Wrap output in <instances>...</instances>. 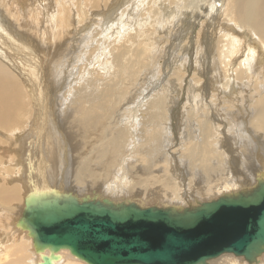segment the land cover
I'll use <instances>...</instances> for the list:
<instances>
[{
    "label": "bare ground",
    "instance_id": "bare-ground-1",
    "mask_svg": "<svg viewBox=\"0 0 264 264\" xmlns=\"http://www.w3.org/2000/svg\"><path fill=\"white\" fill-rule=\"evenodd\" d=\"M22 1L23 0L14 1L16 2L15 7H17L16 13H14V10L11 11V8H14L12 0H0V2H2V6L1 5L0 6L3 9L4 6H6L10 15L8 17L4 16L3 11L0 8V162H3L4 164V169L3 170L2 168L0 169V201L2 204L9 203L11 201L13 202V200L15 199L16 201H22L21 205L16 204L15 201L12 205L10 204L8 206L9 208L7 207L8 209H10L9 211H6L8 213L7 218L12 220L11 225L10 223H8V225L10 226V230L12 234L15 233V230L19 231L20 235L17 238V241H19V243L14 245L15 247L12 246L14 247L13 252H15V255L12 257L13 259H11L10 257L14 253L10 252L9 249V248L12 249V247L6 244L7 246L10 247L4 246L5 250L1 251L0 264H20L18 262H23V261H25L28 264H40L42 255L49 256L51 258L52 264H88L83 260H81L80 258H78L77 256L71 254L70 251L66 248H60L56 251H51L48 248L36 247L34 243V237L29 232V230L26 229L22 225V223H20L22 210L24 208V202L28 199V197L31 194L39 195V194L53 193V194L62 195V194H68L74 192V188L77 189L78 187L76 185L75 187L74 184L72 185V187L74 188L71 187V185L69 184L70 176L73 177L72 179L73 182H77L76 181L77 179L84 178L85 180H90V182L94 184L96 180L102 179L103 184L100 185V188L102 189L103 193L107 192V194L109 193L111 195L110 197L109 196L107 197L110 198L111 201L113 202L116 201L120 202V200H124V202L131 201L137 203L140 206L142 205L141 207H145L144 205L146 203L151 202L153 203L152 205H156V206L159 205L154 203H160L165 207L174 206L176 208H185L186 206H191L195 203L199 204L205 198L208 197H209L208 200L216 199V197H218L219 194H223V195L232 194L240 190H244V191L250 190L256 187L259 181L264 180V0H203L204 1L203 14L199 13L200 17L198 19H200L201 17L204 18L200 26L203 28L204 24L206 23L205 24L206 27L203 28L204 30L200 29L202 30V32L195 31V33L193 35L191 34V37L189 36L188 38V42L190 41L189 45L193 44L196 46L195 48L199 47L201 49V53H200L201 63L198 62L199 63L198 65L197 58L195 57L196 59V61L194 62L195 64L192 65L193 70H191L190 68L186 69V67H184L185 65L182 66L180 64L179 66L181 68H184L185 71L189 69L191 71H194L192 72L193 74H191L194 75V77L196 76L200 77V75L205 76L202 85H199L200 83L198 82L199 78L197 79V81H191V82L188 81V84L190 83L189 84L190 89H193V91H198L196 94H193L195 97H198L199 93L201 94V97L202 96L205 97L204 94L207 95L210 88L212 90H216L217 93L225 92L224 94L227 95L226 98L228 99L230 98L235 101L233 104L230 103V105L227 108L228 109L239 108V111L225 112L226 115L223 114L224 117L222 118L221 117L222 113L220 112V108H217L218 103L216 104L213 101L206 102L205 100L206 98L204 99L205 101H203L204 103L202 102V100L199 101L202 103H198L196 99L192 104V107H189L191 103L187 104L189 106H187L185 110L192 109L193 111V109H197L195 105L196 106L200 105L203 110H206L203 112L205 114H202L206 117V120L204 117L205 120L203 122L204 124L209 122L210 115H212V117H214L213 119H215V121L213 122V128L215 129L210 130L213 131V134L211 135L209 132L208 133L203 132L204 131L203 128L200 129L196 128V130L199 133L197 136L194 135L192 136L193 141L196 137L197 139H199L200 136H203L204 138L200 140L198 144L190 145L191 146L190 149L192 150L193 155H195L193 149L196 150L199 149L198 151H201L199 152V154L201 155L203 153L205 154V155L203 154V156H206V154L216 153V155L213 154V157L215 158V161L213 162L215 163V165H213L214 167L212 170L205 168L206 171H208L206 175L202 170L199 171L197 169L198 165H196L197 168L193 166L194 161L193 163L190 162V164L191 163L192 164L190 165L188 170L190 169L198 170L199 172L198 177L195 178L197 179V181L195 180V182L199 181L198 185L200 184V181L208 183L209 181H211L212 177L214 178V180H217V183L213 185H210L211 184L210 183L209 184L210 186H206V183L205 186L201 184L204 187H199L198 189L196 188V190L194 189L193 191L190 190L193 188V186H191L192 188H189L187 183L186 184L187 187L184 192L182 191V187L180 184L182 181L179 183V180L177 181L176 177L171 176V178H175V181L169 178L167 176L165 169H162L163 174H158V175L156 173L146 174L145 176L136 178L137 174L134 175L133 173H137V171H133L132 169H130L129 166L128 167L125 166L127 165L125 163H127L128 159H123L122 154L119 152L120 150L121 152L122 151L125 152L126 147L129 144L130 139H128V137L131 138L130 136L131 132H129L128 130H131L130 126H126L127 127L126 128L124 125V127H122L123 129L119 130V132L116 133L112 132L115 134L116 137L114 138L111 137L110 139L108 138L109 134L102 135L100 133V132H104V133L110 132L109 129L113 127L108 125L110 124L113 125V121L118 120V118H120V115L123 116L124 118L128 116L129 117L135 116L136 118V115H139L143 119V117L146 114H148L151 110H153L154 112H152V114L150 113L151 115L149 116V120L156 121L152 123V125L153 128L156 129L159 133L153 134L154 132L150 131L149 130L150 128L148 126H147L148 128L144 127V130L147 129V132L150 133L152 132L149 139L154 136L159 137V140H157L153 144L154 151H152L151 153L152 155L151 162H149L152 164L156 162L154 157L156 156L160 157L162 149L166 150L167 153L168 147L170 148V146L172 145L171 140L167 139L170 135L172 134L178 135L177 133L178 130L180 131L179 134L181 136L183 135V132L185 133L187 131L189 132L190 129H188V127H185V125L186 122L190 120L184 119L182 121L181 118H183L182 117L183 114L176 112V110L180 109V103L178 102L179 100L176 98V96L164 97V98L155 97L151 99L145 98V96L147 95V90H144L146 88V87L144 88V86L141 87L142 91H144L143 96L145 95L143 98L138 97L139 96L138 95L135 98H127V97L120 98L119 96H116L117 98L113 99L115 98V96L111 95V94H115V95L118 94V92L114 90L112 86L118 82L120 83L123 80L124 78L123 75L125 74V72L128 73L131 69H134L136 71L137 69L140 70V68L147 69L149 66L150 67L152 66L155 69L157 68L159 69L160 64L161 65L163 64L162 63L163 60L158 55L157 51L164 49L165 46H159L156 40H152V38L147 39V37L149 36L150 33L155 32L154 29L155 25L156 23H160V20L163 19V15H164L163 12H165L166 10L169 11L167 17L170 21H173V19H176V22L177 20H182L179 19L180 16H178V12L179 10H181L178 0H163V1H170L171 5L169 6V8H167L166 6L162 7L163 9L161 11L158 9V7L161 8V0H130L126 3V5H129V8L124 10L123 13L124 16L122 14L120 19H116L117 15L112 16L114 15V13L111 14L110 12L106 13V11H104V14H102L103 20L104 21L110 20L112 24H107V22L103 23V21L100 20L99 21L100 26H97L95 29V30H99L97 32H100L101 41L100 43H98L100 44V50L105 49V51L102 52L101 50V52H99L102 55L100 64L97 63L98 64V65L96 64L97 66L94 63L93 64L97 68L99 67L101 70H103V72L105 71L106 74H108V76L110 77L107 78L108 76L106 77L105 75L104 80L106 83L104 82L105 84H103L102 87L99 85L100 82L97 81L98 84L97 83L94 84L96 81L93 82L92 85L93 87L90 90L91 91L90 95L94 94V96L89 97L88 100L86 99V97L85 98L76 97V99L78 100L80 99L83 102L81 101L75 102L76 104L74 106V109H77L78 116L80 117L79 119L76 117L73 118L72 120L77 122L76 124L81 125V127L85 128L86 130V124H90L89 119L91 118L93 119L94 115L97 117L106 116L105 120L103 121L99 119L101 123L104 122L106 127H103L102 128L103 130L98 129L99 134L96 135L95 140H94V136L91 135H83L81 136L83 140H79V141L76 138L77 144L74 145V148L80 146V148L78 147L79 148L78 150H74L78 152L76 154H73L75 152L71 150L69 147L71 145L70 143L71 141L69 142V138L73 134L72 135L70 134V136L67 135L66 133L67 130L66 131L64 130L65 127H63V129L61 130L64 113L60 111L66 108L67 112H71L70 111L71 103L70 106H66L62 104L61 106H58V108L54 103L56 101L55 100L56 98H52L51 96L53 91L57 92V90H52L51 89L52 87L50 85L48 86V82H47L48 80L46 79V72L49 71L48 66L46 64L44 65L42 64V60H40L38 55V52L40 51L37 46V42H35L32 37L34 34L37 35L43 34V38H47V36L48 37L50 36L56 37L59 35L63 36L65 32L67 34V32L69 33L70 31H73L71 33L75 35L76 31L89 30L92 21L82 24V21L78 17H74V16H70V19L68 18V20H66L67 18L66 15L65 16L63 15L64 14V12H62L63 10H58V11L55 10L56 3L60 4L62 9V7H65L66 4L71 3L70 5H72L73 2L72 0H68V1L47 0V3H49L52 6L43 5L44 9L38 12L39 14H41L40 16H42L41 21H40V17L35 18L37 16H35L34 11L32 9H31L32 12L29 10L30 5L25 4L21 6L22 4H24ZM52 1H55V3H52ZM93 1L94 0H88V3H91ZM104 1L106 0H102V2ZM109 1H111L110 7L113 5L112 6L113 10L116 9L118 4L121 5L124 4L123 0H109ZM184 1H186V3L184 4L185 7L193 9L194 8L193 6L197 7V5H199L198 1L200 0H184ZM24 2H26L27 4H33V0H24ZM139 2L140 3L144 2L147 5L150 4L153 9L149 8L148 6L147 10L142 11L144 8L141 10L142 12H144V15L147 17V19H149V22L145 21L143 22L142 25H138L137 28V26L135 25V21L132 19L133 16L131 18V16L129 17V14L132 13L134 6L139 5ZM92 6L96 9H100L104 6V3L101 4L95 2L94 4H92ZM111 10L112 8L110 9V11ZM35 13L37 14L36 10ZM97 13L100 14L102 13V11ZM132 15H134V13ZM13 17H15L17 22L21 20V27H23L22 30H16L14 28L10 20L13 19ZM85 17H87V13H85ZM152 18L155 20H153ZM193 19L195 21V18ZM180 22L184 24L183 20ZM190 22H191L190 25H192L194 28L195 23L193 21ZM173 23L171 22L167 23L165 29L167 28L172 29L176 24ZM103 24H105L104 25L105 27H102ZM143 25H147V27L150 26L151 29L148 28L142 31L140 27H142ZM133 26L135 28V32L139 34L138 36L135 34V32L130 31ZM27 30L28 31L32 30L33 35L30 36L31 34L29 35V33H27L28 32ZM164 31L165 32L162 39L167 43L168 41L173 39V36H175V34L168 35L167 30ZM39 35L37 36V38L39 37ZM85 36H87L86 32L85 34L80 35L79 38L81 39V42L83 39L82 37ZM91 36H92V31H91V35L87 36L86 38L90 39ZM104 38L105 40H111V41L112 39L115 40L114 42L112 41L113 45H110L111 48L109 49L108 47L109 50L105 48L106 46L103 48L101 46V43L103 45L102 40H104ZM39 41L40 40H38V42ZM146 41H148L147 44H145ZM43 42L45 43V41ZM106 42L107 41H105V43ZM115 42L118 43L116 44ZM105 52L107 53L109 52L108 54L109 58H107L108 60L105 59ZM135 52H136L135 59H132V56L135 54ZM150 52H156V53L150 55L149 54ZM91 53L93 54L94 51H92ZM217 54L219 55L218 58L221 63L220 66L221 69H219L218 68L219 65H217V60H218V59L216 60ZM92 59L96 61L95 58ZM197 66H200V68ZM111 68L114 69L113 71L114 73H111V75H109V71L111 70ZM61 69L62 68L60 67V70ZM67 72L69 73L70 70H68ZM72 72H75V70ZM55 73L56 71L54 72V74ZM82 74L84 73L82 72L80 75L82 76ZM91 74L89 75L90 77ZM60 75L62 77H65L63 76L64 75L63 71L60 72ZM60 75H58L59 78ZM155 76H157L156 73ZM179 76H181V74ZM55 77H52L51 79ZM102 77H104V75ZM71 78H73V76H71ZM74 78L78 80L76 76ZM143 78H140V80ZM132 79L134 80V78ZM89 80L88 82L92 81ZM175 80L177 79L172 78L170 80V83L171 82L173 83ZM52 81L55 82V79ZM64 82L65 81H63V83ZM67 82L70 81L68 80ZM139 83L143 84L145 82L142 81ZM219 83L222 85L223 89L225 87L226 91L223 89L221 90L219 89V85H220ZM234 83L236 84V86L239 87L236 88V86H234ZM84 84L86 83L84 82ZM120 84L122 86V83ZM164 84H166V81ZM57 85H61V82L57 81ZM78 85H80V83H78ZM90 85L86 87H91ZM168 88H172V87H168ZM73 89H79V88H72V90ZM125 89H127V87H125ZM153 91L155 92V90ZM167 91L168 90H162V91L159 90L157 95H159L160 93L161 94L167 93ZM173 91L176 93L179 92L178 89H173ZM70 92H74V91L70 90ZM75 93L76 92H74V94ZM79 93H78V97H79ZM180 93L181 92H179V94ZM63 94L66 93L64 92ZM187 94L188 93H186V95ZM75 95L77 96V93ZM72 96L74 97V95ZM148 96L150 95H147V97ZM203 104L205 105L203 106ZM218 105L220 107L223 106V105L221 106V103ZM242 106H248V110L250 109V107H252L251 109L252 111L248 112L247 115L240 114V112L244 109V107L242 108ZM117 108H120L119 113H117ZM198 108L200 107L198 106ZM107 109H113L114 114L112 111H107ZM160 109H163L164 111L166 109H170L171 111L166 115L162 113L163 110L161 111ZM100 110H102V112ZM139 110L141 112H139ZM211 110L217 114H212ZM232 113H234V115H231ZM187 114H189V112ZM250 114H252L251 116L252 119L250 122L251 125L248 122V116ZM179 116H181V118ZM173 122H175V124H172ZM217 122L220 123L218 126L215 125V123ZM96 125L94 126V124H90L89 126H87V128L91 129V131L96 130L95 129ZM23 126H25L24 129L22 128ZM185 128L188 130H186ZM63 130L65 131L66 134L64 133ZM190 131L192 132L193 129H191ZM135 133L136 132H134L133 134ZM140 134H142V130L139 132V135ZM206 135L209 136L210 139L212 137L216 138L214 144L208 143L210 140L206 139ZM179 140H181V137ZM197 146L198 148H196ZM213 147L216 149H214ZM158 148H160L161 150H158ZM184 148H181L180 150ZM131 154H129L128 151L129 159H131L132 157ZM134 154L136 153L134 152ZM105 155L108 156L106 160H104ZM138 155H140L138 157L142 158L139 161H141V163H146L144 157L148 155V152H146V150L145 151L138 150ZM193 155L191 157H193ZM198 156H196L195 158L199 160H201V157H203V156L201 157ZM210 158L211 157H209V155L206 157V163L209 162L210 160L212 161V158L211 159ZM93 160H96L94 164H93ZM159 160L161 159L159 158ZM135 161H138V159L136 158ZM164 161L166 162V164L168 163L165 158ZM174 161L170 159V162H172V164L174 163ZM157 163L158 162H156L155 164ZM183 164H184V160L178 159L176 161V165L175 166L173 165L174 166L173 168L175 169V172L178 173V175H181L182 177L186 176L189 178V176L185 175ZM188 164L189 162L187 163V165ZM129 165L132 166L131 163ZM167 165L169 166L170 164L168 163ZM155 167H158V165H155ZM204 167H207V165ZM138 168L140 171L144 172L147 166L144 164L143 167L139 166ZM96 169H101V171L97 172ZM175 175L177 176V174ZM239 177H242V180H240ZM254 181L256 182V184L252 185ZM186 182H188V179L186 180ZM79 190L83 191V189H79ZM88 190L90 191V189ZM208 200L206 199L204 201H208ZM3 217L4 216L0 218V222L4 219ZM11 232H9L8 234L7 231L4 230L3 228V230L1 231V237L7 235L4 238H8L10 240L9 237L12 236ZM1 241L2 243H4V240L0 239V244ZM27 251L28 254L26 255ZM224 254L223 256L219 255V258L217 259L214 258L210 260L209 261L210 264H264V253L260 254L254 262H248L242 256H237L238 257L237 258L234 254L227 256ZM239 257H242L243 259Z\"/></svg>",
    "mask_w": 264,
    "mask_h": 264
},
{
    "label": "rangeland",
    "instance_id": "rangeland-1",
    "mask_svg": "<svg viewBox=\"0 0 264 264\" xmlns=\"http://www.w3.org/2000/svg\"><path fill=\"white\" fill-rule=\"evenodd\" d=\"M14 1H20V0H12V2H13V7L15 8H11V11L12 10H14V13H16V8L17 7H15V3L16 2H14ZM68 1V0H67ZM73 2H72V5H70V4H66V6L65 7H62V9H61V5L60 4H58V3H56V8H55V10L56 11H58V10H63L62 12H64V16L66 15V20H68V18L70 19V16H74V17H78L81 21H82V24H84V23H86V22H91L92 21V23H91V25H90V29L89 30H85V31H76L75 32V35L73 34V33H71V32H73V31H70L69 33L67 32V34H66V32L64 33V35L62 36V35H59V36H56V37H53V36H50V37H48L47 36V38H43V34H41V35H39V37L37 38V34H34L33 35V31L32 30H30V31H28L27 33H29V35L30 36H32L33 35V39H34V41L35 42H37V46H38V48H39V51L40 52H38V55H39V58H40V60H42V64L44 65V64H46L47 66H48V72H46V79L48 80L47 82H48V86L50 85L52 88V90H57V92L56 91H53V93H52V98H56L55 100V104H56V106H57V108H58V106H61L62 104L63 105H66V106H70V103H71V108H70V111L71 112H67V109L65 108V109H62L60 112H63L64 113V115H63V119H62V121H63V123H62V127H61V130L63 129V127H65L64 128V130L66 131V133H67V135H69L70 136V134L72 135L70 138H69V142L71 143V145L69 146L70 147V149L71 150H78L79 148H80V146H77V147H75L74 148V145L75 144H77L76 142H77V140L79 141V140H83L82 139V137L81 136H83V135H91V136H94V140L96 139V135L97 134H99V132H98V129L100 130V129H102L103 127H106L105 126V124H104V122H100L99 121V119L100 120H105V117H97V116H95L94 115V117H93V119L95 120H93L92 118L91 119H89V123L90 124H94V126L96 125V130H92L91 131V129H88L87 128V126H89L90 124H86V130L89 132H87L86 130H85V128H82L81 127V125H78V124H76L77 122H75V121H73L72 119L73 118H78L79 119V117L80 116H78V111H77V109H74V106H75V102H79V101H81L80 99L78 100V99H76V97L77 98H85L86 97V99L88 100L89 99V97H92V96H94V94L93 95H90V93H91V89H92V85H93V82H95L94 84H98V82H100V86L102 87V85L103 84H105L106 82H105V75H106V77L108 76V74H106V72L104 73L103 72V70H101L99 67L97 68L96 66L98 65V64H100V60L102 59V55H101V53H99V52H101V50H100V44H98V43H100V41H101V37H100V32H97V31H99V30H95L96 29V27L97 26H100V20H102L103 21V23H105V22H107V24H112L111 23V21L110 20H108V21H104L103 20V15L102 14H104V11H106V13H111V14H113L114 13V15H112V16H115V15H117L116 16V19H120L121 18V15L124 13V10L125 9H127V8H129V5H126V3L128 2V1H130V0H123V2H124V4L123 5H121V4H118V6L116 7V9H114V10H116V11H114L113 10V5L110 7V5H111V1H104V2H102V0H94L93 2H91V3H88V0H72ZM24 4H22L21 6H23V5H30L29 6V10L32 12V10L34 11V14H35V16H37V17H35V18H38V17H40V21H41V19H42V16H40L41 14H39L38 12L39 11H42L43 9H44V6L43 5H47V6H52V5H50L49 3H47V0H33V4H27L26 2H24V0L22 1ZM49 2V1H48ZM101 3V4H103L104 3V6L102 7V8H100V9H96V8H94L93 6H92V4H94V3ZM204 1L203 0H200V1H198V3H199V5H197V7L196 6H193L194 8L193 9H191V8H188V7H185L184 6V4L186 3V1H182V0H178V3H179V5H180V7H181V10H179V12H178V16H180L179 17V19H182L183 20V22H184V24L183 23H181L180 21H182V20H177V22H176V19H173V21H170L169 19H168V10H166L165 12H163L164 13V15H163V19L162 20H160V23H156V25H155V32L154 33H150L149 34V36L147 37V39H149V38H152V40H156L157 42H158V44H159V46H165V48L164 49H162V50H159V51H157L158 52V55L162 58V65L160 64V68L158 69H155L154 67H148L147 69H141L140 68V70L139 69H137V71L136 70H134V69H131L128 73L127 72H125V74L123 75V77L125 78V75H126V78L124 79L123 78V80L120 82V83H122V86H121V84L118 82V83H116V84H114L113 86H112V88L114 89V90H116L117 92H118V94L117 95H115V94H111L112 96H115V98H113V99H116L117 97L116 96H119L120 98L121 97H127V98H135V97H137L138 95V97H144L143 96V94H144V91H142V89H141V87L142 86H144V90H147V95H150V96H148L147 97V95L145 96V98H155V97H162V98H164V97H171V96H176V98L179 100L178 102L180 103V109L179 110H176V112L178 113H180V114H183L182 115V117L183 118H181V116H179L181 119H182V121L185 119V120H190V121H188V122H186V125H185V127H188V129H193V131L191 132L190 130H189V132L187 133H185V132H183V135L181 136L179 133H180V131L178 130V135L177 134H172V135H170L167 139H170L171 140V146H170V148L168 147V149H167V153H166V150H163L162 149V152H161V155H160V157H154V159H155V161L156 162H158L157 164H155V163H149V162H151V157H152V155H151V153H152V151H154V146H153V144H154V142H156L157 140H159V137H157V136H154V137H151L150 139H149V137L151 136V134H152V132H154L153 134H156V133H159L156 129H154L153 128V125H152V123H154V122H156V121H152V120H149V116L152 114V112H154L153 110H151L149 113L148 112H146V113H148V114H146L144 117H143V119H142V117L141 116H139V115H136V118H135V116L134 117H126V118H124L123 116H121L120 115V118H118V120H116V121H113V125L112 124H110V125H108V126H111V127H113V128H110L109 130H110V132H108V133H104V132H100L102 135H105V134H109V136H108V138L110 139L111 137H116L115 136V134L114 133H116V132H119V130H121V129H123L122 127H124V125H125V127L126 126H130L131 127V130H128L129 132H131V138L130 137H128V139H130V141H129V144L127 145V147H126V151L124 152V151H122L121 152V150H120V152L119 153H121L122 154V156H123V159H128L127 160V163H125V164H127V165H125V166H129L130 167V169H132L133 171H137V173H133L134 175H136L137 177L136 178H139V177H142V176H145L146 174H154V173H156L157 175L158 174H163V170L162 169H165L166 170V173H167V176L169 177V178H171V176L172 177H176V180L178 181L179 180V183L181 184V187H182V191L184 192L185 191V189H186V187H187V185L189 186V188H192L191 186H193V188L192 189H190L191 191H193L194 189L196 190V188L198 189L199 187H204L205 186V183L206 182H203V181H200V184L198 185V183H199V181L198 182H195V180L197 181V179H195L196 177H198V170L199 171H203L204 173H205V175L208 173V171H206V169H209V170H212L213 169V165H215V163L213 162V161H215V158L213 157V154L214 155H216V153H213V154H206V156H203V154L201 155V154H199V152H201V151H198V150H196V149H193V151H194V154L195 155H193V152H192V150L190 149L191 148V144H198L199 143V141L200 140H202L204 137L203 136H200L199 137V139H197V137L194 139V141H193V138H192V136L194 135V136H197L198 135V131L196 130V128H203L204 129V131L203 132H206V133H210V135L211 134H213V131H210L211 129L213 130V129H215V128H213V122L215 121V119H213L214 117H212V115H210V118H209V122L208 123H206V124H204L203 122L206 120V117L204 116V115H202V114H205V113H203L204 111H206V110H203L202 108H201V106L200 105H198V103H202L203 101H205L206 100V102H208V101H213L214 103H218V104H220L221 103V106L223 107H220L218 104H217V108H220V112L222 113V118L224 117V115H226L225 114V112H236V111H239V108H234V109H228L227 107L230 105V103H234L235 101L234 100H232V99H228V98H226L227 97V95L226 94H224V93H217V91L216 90H212L211 88H210V90H209V92L207 93V95H205L204 94V96L205 97H203V99H202V97H201V94L199 93V95H198V97H195L193 94H196L198 91H193V89H190V83L188 84V81H197V79L199 78V81L198 82H200L199 83V85H202V82H204V79H205V76H202V75H200V77H194V75H191V74H193L192 72H194V71H191V70H193V66L192 65H194L195 63V61H196V59H195V57L197 58V64L199 65V63H201V59H200V53H201V49L199 48V47H197V48H195L196 46L195 45H193V44H191V45H189L190 43V41L188 42V38H189V36L191 37V34L193 35L194 33H195V31H201L202 32V30H204L203 28L204 27H206L205 26V24H204V26H203V28L200 26L201 24H202V21L204 20V18H200V19H198L200 16H199V13L201 14H203V3ZM46 3V4H45ZM52 3H55V1H52ZM197 3V4H198ZM129 4V3H128ZM0 5L2 6V2H0ZM42 5V6H41ZM58 5V6H57ZM100 5V4H99ZM146 3H144V2H139V5H136V6H134V9H133V11H132V13L131 14H129V17L131 16V18H132V16H133V20L135 21V25L137 26V28H138V25H142L143 24V22H149V19H147V17L144 15V12H142V11H145V10H147V8H148V6H149V8H151V9H153L152 7H151V5L149 4V5H147ZM171 5V3H170V1H163V0H161V8L160 7H158V9L161 11L163 8L162 7H167V8H169V6ZM0 6V8H1V10L3 11V14H4V16H10L9 15V12H8V9L6 8V6H4V9L2 8ZM21 6H19V7H21ZM108 6H109V8H108ZM155 6H156V4H155ZM201 6H202V8H201ZM112 8V10L110 11V9ZM144 8V9H143ZM155 8V7H154ZM32 9V10H31ZM37 11V14L35 13V10ZM106 9V10H105ZM143 9V10H142ZM197 9V10H196ZM122 10V11H121ZM142 10V11H141ZM192 10H193V12H192ZM17 11H19V10H17ZM100 11H102V13H100V14H98L97 12H100ZM121 11V12H120ZM199 11V12H198ZM130 12V11H129ZM192 12V13H191ZM85 13H87V17H85ZM97 13V14H96ZM116 13V14H115ZM126 13V12H125ZM134 13V15H132ZM110 14V15H111ZM119 14V15H118ZM143 14V15H142ZM162 14V13H161ZM194 17H193V16ZM198 15V16H197ZM123 16H124V14H123ZM122 16V17H123ZM142 16V17H141ZM144 16V17H143ZM147 16H149V15H147ZM196 16V17H195ZM203 16V15H202ZM136 17V18H135ZM29 18V17H28ZM77 18V19H78ZM145 18V19H144ZM193 18H195V21H194V19ZM72 19V18H71ZM140 21H138V20ZM153 19V18H152ZM198 19V20H197ZM11 20V23H12V25L14 26V28L16 29V30H22L23 29V27H21V20H19L18 22L16 21V19H15V17H13V19H10ZM153 20H155V19H153ZM167 20V21H166ZM190 21H193L194 23H195V26H194V28H193V26L192 25H190ZM197 21V22H196ZM200 21V22H199ZM31 22H32V20H31ZM38 22H39V20H38ZM99 22V23H98ZM169 22H171V23H176L175 24V26L172 28V29H170V28H167V29H165L166 28V24L167 23H169ZM93 23H95V24H93ZM137 23V24H136ZM173 23V24H174ZM99 24V25H98ZM105 24H103V26L102 27H105L104 26ZM12 26V27H13ZM200 26V27H199ZM147 25H143L142 27H140V29L142 30V31H144L145 29H151V27L149 26V27H147ZM198 27H199V30H198ZM200 29H202V30H200ZM164 30H167V34L168 35H170V34H175V36H173V39H171L170 41H168L167 43L162 39V37H163V35H164ZM88 31V32H87ZM91 31H92V36H91V38L89 39V38H86L87 36H89V35H91ZM131 32H135V28H134V26L132 27V29L130 30ZM85 32H86V35L87 36H85V37H82L83 39H82V42H81V39L79 38L80 37V35H83V34H85ZM90 32V33H89ZM97 32V33H96ZM157 32V33H156ZM99 33V34H98ZM69 34V35H68ZM71 34V35H70ZM135 34L138 36L139 34H137L136 32H135ZM94 35V36H93ZM74 36V37H73ZM36 38V40H35V38ZM64 37V38H63ZM66 37V38H65ZM67 37H70V38H67ZM167 37V36H166ZM165 37V38H166ZM195 37V36H194ZM193 37V38H194ZM63 38V39H62ZM86 38V39H85ZM93 38V39H92ZM40 40L39 42H38V40ZM62 39V40H61ZM124 39V38H123ZM54 40H57V41H54ZM194 40V39H193ZM43 41H45V43L43 42ZM84 41V42H83ZM88 41V42H87ZM103 41V45H102V43H101V46H102V48L103 47H105V48H107L108 49V47H109V49L111 48V46L110 45H113L112 44V41L114 42L115 40H113L112 39V41L111 40H105V38H104V40H102ZM105 41H107L106 43H105ZM110 43H109V42ZM43 42V43H42ZM62 42V43H61ZM75 42V43H74ZM80 42V43H79ZM93 42H94V44H93ZM97 44H96V43ZM194 42V41H193ZM39 43V44H38ZM78 43V44H77ZM107 43H109V44H107ZM116 44L118 43V42H115ZM148 43V41H146L145 42V44H147ZM70 44V45H69ZM106 44V45H105ZM85 45V46H84ZM97 45V46H96ZM99 45V46H98ZM109 45V46H108ZM83 46V47H82ZM92 46V47H91ZM96 47H97V49H96ZM89 48V49H88ZM66 49V50H65ZM79 49V50H78ZM86 49V50H85ZM88 49V50H87ZM108 49V50H109ZM147 49H148V47H147ZM95 50H96V52H95ZM61 51V52H60ZM79 51V52H78ZM84 51V52H83ZM92 51H94V53L92 54L91 52ZM105 51V49H103L102 50V52H104ZM155 51V50H154ZM72 53V54H71ZM96 53V54H95ZM106 53L107 52H105V59H107V58H109L108 57V54H109V52L107 53V56H106ZM156 52H150L149 54L150 55H152V54H155ZM216 53H218V52H216ZM42 54V55H41ZM57 54V55H56ZM243 54H244V52H243ZM56 55V56H55ZM60 55H61V57H60ZM135 55H136V52H135V54L132 56V59H135ZM69 56V57H68ZM103 56H104V53H103ZM218 54L216 55V60H217V65H219V69H221V63H220V60H219V58H218ZM95 58L96 59V61L94 60V59H92V58ZM51 58V59H50ZM100 58V59H99ZM110 58H111V55H110ZM194 58V59H193ZM77 59V60H76ZM91 59V60H90ZM98 59V60H97ZM192 59H193V61H192ZM54 60V61H53ZM79 60V61H78ZM108 60V59H107ZM166 61H168V62H166ZM192 61V62H191ZM55 64H54V63ZM63 62V63H62ZM80 62V63H79ZM96 62V63H95ZM199 62V63H198ZM62 63V64H61ZM73 63V64H72ZM96 65L97 63V65L95 66L94 64ZM75 64H76V66H75ZM79 64V65H78ZM80 64H83V65H80ZM182 65V66H184V67H186V69H188V68H190L189 70H184V68H181L179 65ZM196 64V65H197ZM85 65V66H84ZM58 66V67H57ZM83 66V67H82ZM91 66V67H90ZM179 66V67H178ZM54 67V68H53ZM60 67L62 68L61 70H60ZM78 67H80V68H78ZM85 67V68H84ZM95 67V68H94ZM162 67V68H161ZM176 67H178V68H176ZM197 67H199L200 68V66H197ZM52 70H51V69ZM58 68V69H57ZM64 68V69H63ZM69 68V69H68ZM75 68V69H74ZM89 68V69H88ZM56 69V70H55ZM68 71V70H70V74L66 71V70ZM80 69V70H79ZM84 69V70H83ZM152 69V70H151ZM153 69H155V70H153ZM176 69H177V71H176ZM75 70V72H72V71H74ZM76 70H77V72H76ZM89 70V71H88ZM112 70V71H111ZM111 70L109 71V75H111V73H114L113 71H114V69L113 68H111ZM157 70H158V72H157ZM170 70V71H169ZM52 71H56V73L54 74V72H52ZM63 71V76H65V77H62L61 75H60V72H62ZM66 71V72H65ZM79 71V72H78ZM149 71V72H148ZM152 71V72H151ZM154 71V72H153ZM84 73V74H82V76L80 75L81 73ZM100 72V73H99ZM176 72V73H175ZM79 73V74H78ZM87 75H86V74ZM92 73V74H91ZM134 73V74H133ZM137 73V74H136ZM151 73H153V74H151ZM155 73H156V75L157 76H155ZM158 73V74H157ZM160 73V74H159ZM67 74V75H66ZM75 74V75H74ZM91 74V77H92V79H91V77L89 76ZM96 74V75H95ZM127 74H128V77H127ZM150 74V75H149ZM171 74V75H170ZM181 74V76H179ZM190 74V75H189ZM56 77H55V76ZM58 75H60V78H59V76ZM104 75V77H102ZM168 77H167V76ZM204 75V74H203ZM51 76V77H50ZM71 76H73V78H71ZM76 76V78L78 79V80H76L74 77ZM78 76H79V78H78ZM95 76V77H94ZM149 76V77H148ZM154 76V77H153ZM166 76V77H165ZM173 76V77H172ZM190 76H192V77H190ZM208 76H210V75H208ZM52 77H55V78H53V79H51ZM69 77V78H68ZM110 76H108L107 78H109ZM134 78V80L132 79V78ZM144 77V78H143ZM147 77V78H146ZM161 77V78H160ZM62 78V79H61ZM64 78V79H63ZM89 78H90V80H89ZM103 78V79H102ZM106 78V79H107ZM137 78V79H136ZM140 78H143V79H141L140 80ZM154 79V80H152V79ZM163 78H164V80H163ZM172 78H175V79H177V80H175L172 84L170 83V80L172 79ZM51 79V80H50ZM55 79V82H53L52 80H54ZM60 79V80H59ZM70 81V82H67L68 80ZM86 81H85V80ZM155 79H157V80H155ZM59 82H61V85H57V81ZM65 81L64 83H63V81ZM67 80V81H66ZM88 80L89 81H91L92 82V84H91V82H88ZM162 80V81H161ZM72 81H73V84H72ZM75 81H76V83H75ZM98 81V82H97ZM145 82V83H139V82ZM165 81H166V84H164L165 83ZM168 81V82H167ZM84 82L86 83V84H84ZM105 82V83H104ZM135 82V83H134ZM137 82H138V84H140V85H138L137 84ZM148 82V83H147ZM163 82V83H162ZM51 83V84H50ZM55 85H54V84ZM63 83V84H62ZM78 83H80V85H78ZM84 84V85H82V84ZM160 83H161V85H160ZM181 83V84H180ZM186 83V84H185ZM221 83V82H220ZM219 83V84H220ZM91 86V87H86V86H89V85ZM131 84H133V85H131ZM136 85V87H135V85ZM145 84V85H144ZM164 84V85H163ZM168 84V85H167ZM176 84V85H175ZM179 84V85H178ZM67 87H66V86ZM71 85H73V86H71ZM76 85V86H75ZM128 85V86H127ZM172 85V86H171ZM175 85V86H174ZM81 86H82V88H81ZM85 86V87H84ZM100 86H98V87H100ZM151 86V87H150ZM178 86V87H177ZM221 86V87H220ZM234 86H236V84L234 83ZM70 87H71V89H70ZM84 87V88H83ZM121 89H120V88ZM123 87V88H122ZM125 87H127V89H125ZM138 87V88H137ZM148 87V88H147ZM150 87V88H149ZM158 89H157V88ZM168 87H172V88H168ZM180 87H181V89H180ZM184 89H183V88ZM237 87H239V86H236V88ZM69 88V89H68ZM72 88H79V89H73L72 90ZM130 88V89H129ZM154 88V89H153ZM161 88H162V90H168L167 91V93H160L159 95H157V93L159 92V90L160 91H162L161 90ZM65 89V90H64ZM81 89H84V90H81ZM89 89V90H88ZM120 89V90H119ZM133 89V90H132ZM140 91H139V90ZM150 89H151V91H150ZM170 89V90H169ZM173 89H178V91L179 92H181L180 94H179V92L178 93H176V92H174L173 91ZM187 89V90H186ZM189 89V90H188ZM219 89L221 90V89H223V87H222V85L220 84L219 85ZM68 90V91H67ZM70 90L71 91H74V92H76L77 93V96L74 94V92H70ZM75 90H77V91H75ZM82 91V93H81V91ZM88 90V91H87ZM153 90H155V92L153 91ZM223 90H225V87H224V89ZM67 91V92H66ZM85 91V92H84ZM134 91V92H133ZM226 91V90H225ZM66 93V94H63V93ZM80 92V93H79ZM140 92V93H139ZM152 92V93H151ZM164 92V91H163ZM173 92V93H172ZM211 92V93H210ZM56 93V94H55ZM68 93V94H67ZM73 93V94H72ZM78 93H79V97H78ZM138 93V94H137ZM142 93V94H141ZM186 93H188L187 95H186ZM54 94V95H53ZM121 94V95H120ZM130 94H132V95H130ZM136 94V95H135ZM165 94V95H164ZM175 94V95H174ZM177 94V95H176ZM218 94V95H217ZM221 94V95H220ZM72 95H74V97L72 96ZM87 95V96H86ZM125 95V96H124ZM142 95V96H141ZM162 95V96H161ZM218 97H217V96ZM226 95V96H225ZM54 96V97H53ZM70 96H72V97H70ZM84 96V97H83ZM189 96H190V99H189ZM118 97V98H119ZM217 97V98H216ZM220 97V98H219ZM25 98H26V96H25ZM59 98H60V101H59ZM186 98V99H185ZM188 98V99H187ZM206 98V99H205ZM222 98V99H221ZM192 99V100H191ZM197 99V101H198V103H197V105L200 107V108H198V106H196L195 105V107H197V109H193V111H192V109H190L191 110V112H190V110H188V109H186L185 110V108L187 107V106H189V105H187V104H190V106L189 107H192V104L194 103V101ZM205 99V100H204ZM219 99V100H218ZM87 100H85V101H87ZM181 100V101H180ZM182 100H184V101H182ZM202 100V102H199V101H201ZM65 101H67V102H65ZM133 101V100H132ZM187 101V102H186ZM229 103H228V102ZM233 101V102H232ZM27 102V101H26ZM81 102H83V101H81ZM183 102H185V103H183ZM58 103H59V105H58ZM204 103V102H203ZM223 103V104H222ZM225 103H227V104H225ZM68 104V105H67ZM205 104H203V106H204ZM219 106V107H218ZM252 106V105H251ZM244 107V109L240 112V114H244V115H247L248 114V112H251L252 110V107H250V109L248 110V106H242V108ZM247 109H246V108ZM59 108H61V107H59ZM73 108V109H72ZM183 108H184V110H183ZM202 110V113H201V110ZM66 110V111H65ZM161 111L163 110V109H160ZM199 110V111H198ZM74 111V112H73ZM77 111V112H76ZM101 112H102V110H100ZM107 111H114L113 109H107ZM171 110L170 109H166L165 111L163 110L162 111V113H164V114H168L169 112H170ZM185 111H186V113H185ZM120 112V108H117V113H119ZM139 112H141L140 110H139ZM138 112V113H139ZM181 112H183V113H181ZM189 112V114H187ZM199 112V113H198ZM151 113V114H150ZM194 113V114H193ZM211 113L212 114H217V113H214L212 110H211ZM239 113V112H238ZM67 114V115H66ZM71 114V115H70ZM77 114V115H76ZM113 114H114V112H113ZM191 114H192V116H191ZM196 114V115H195ZM201 114V115H200ZM224 114V115H223ZM70 115V116H69ZM74 117H73V116ZM76 115V116H75ZM188 115V116H187ZM196 117H195V116ZM231 115H234V113H232ZM68 116V117H67ZM103 116V115H102ZM200 116V117H199ZM252 114H250L249 116H248V122H249V124L251 125V119H252ZM60 117H62V116H60ZM97 117V118H96ZM148 117V118H147ZM185 117V118H184ZM188 117V118H187ZM204 117H205V120H204ZM69 118V119H68ZM104 118V119H103ZM124 118V119H123ZM194 118V119H193ZM199 118V119H198ZM203 118V119H202ZM233 118V117H232ZM66 119V120H65ZM68 119V120H67ZM97 119V120H96ZM107 119V118H106ZM120 119V120H119ZM122 119V120H121ZM127 119V120H126ZM131 119V120H130ZM141 119H142V122H141ZM197 119V120H196ZM234 119V118H233ZM71 120V121H70ZM126 122H124V121ZM137 122H136V121ZM99 121V122H98ZM118 121V122H117ZM120 121V122H119ZM121 121H123V122H121ZM69 122V123H68ZM74 122V123H73ZM97 122V123H96ZM117 122V123H116ZM132 122V123H131ZM135 122H136V124H135ZM201 122V123H200ZM79 123V122H78ZM123 123V124H122ZM65 126H64V125ZM122 124V125H121ZM128 124V125H127ZM130 124H132V125H130ZM136 125V127H135V125ZM172 124H175V122H173ZM200 124H201V126H200ZM220 123L219 122H217V123H215V125L216 126H218ZM67 125V126H66ZM138 125V126H137ZM195 125V126H194ZM205 125V126H204ZM79 126V127H78ZM101 126V127H100ZM107 126V127H108ZM117 127V129H116V127ZM119 126V127H118ZM150 128L149 130L150 131H152L151 133L150 132H147V129L146 130H144V127H146V128H148V127ZM204 126V127H203ZM24 127L25 126H23L22 128L24 129ZM127 128V127H126ZM133 129V130H132ZM142 130V134H140L139 135V132ZM186 129V128H185ZM188 129H186V130H188ZM63 130V131H64ZM103 130V129H102ZM2 131V130H1ZM4 131V130H3ZM65 131H64V133H65ZM73 133H72V132ZM157 131V132H156ZM6 132V131H5ZM8 132V131H7ZM96 132H98V133H96ZM112 132H114V133H112ZM134 132H136L135 134H133ZM65 133V134H66ZM81 133V134H80ZM92 133H94V134H92ZM193 133V134H192ZM190 134V135H189ZM127 135H128V133H127ZM142 135V136H141ZM146 135V136H145ZM133 136V137H132ZM73 137V138H72ZM80 139H79V138ZM180 137H181V140H179L180 139ZM188 137H190V138H188ZM76 138H77V140H76ZM136 138V139H135ZM182 138H183V140H182ZM185 138V139H184ZM197 139V140H196ZM206 139L207 140H210L208 143L209 144H214V142L216 141V138H214V137H212L211 139H210V137L209 136H207L206 135ZM150 140V141H149ZM75 141V142H74ZM115 141V140H114ZM137 141V142H136ZM134 142V143H133ZM152 143V144H150V143ZM184 142V143H183ZM147 144V145H146ZM150 144V145H149ZM174 144V145H173ZM182 144V145H181ZM199 145H201V144H199ZM146 146V147H145ZM148 146V147H147ZM190 146V147H189ZM79 147V148H78ZM143 147V148H142ZM185 147V148H184ZM74 148V149H73ZM131 148V149H130ZM181 148H184V149H182V150H180ZM196 148H198V146L196 147ZM214 148V147H213ZM214 149H216V148H214ZM133 150V151H132ZM137 152H136V151ZM138 150L139 151H141V150H143V151H145L146 150V152H148V155H146L144 158H145V160H146V163H141V161H139L140 159H142V158H140V157H138V156H140V155H138ZM158 150H161L160 148H158ZM184 150V151H183ZM83 151H84V149H83ZM128 151H129V154H131L132 155V157H131V159H129V155H128ZM75 153H73V154H76V153H78V152H76V151H74ZM125 154H124V153ZM134 152L136 153V154H134ZM179 152V153H178ZM188 152H190V153H188ZM197 152V153H196ZM183 155H181V154ZM124 154V155H123ZM170 154V155H169ZM184 154H187V155H184ZM198 154H199V156L201 157V156H203V157H201V160H199V159H196L195 157L196 156H198ZM134 155V156H133ZM169 155V156H168ZM181 155V156H180ZM190 155V156H189ZM193 155V157H191ZM205 155V154H204ZM209 155V157H211L212 158V161L210 160L209 162H207L206 163V157ZM105 156H107V155H105ZM104 156V160H106V158H108V156L107 157H105ZM171 156V157H170ZM176 156H179V157H176ZM198 156V157H199ZM182 157H184V158H182ZM189 158V159H187V158ZM136 158L138 159V161H135L136 160ZM157 158V159H156ZM159 158L161 159V160H159ZM164 158L166 159V161L170 164L169 166L166 164V162L164 161ZM177 158V159H176ZM210 158V159H211ZM134 159V160H133ZM170 159L172 160V161H174V160H180V159H182V160H184V164H183V167H184V170H185V175H187V176H189V178L188 177H182L181 175H178V173H176L175 172V169L173 168L175 165H176V161H174V163L172 164V162H170ZM131 160H133V161H131ZM202 160H203V162H202ZM130 161V162H129ZM193 161H194V164H193V166L195 167V168H197V166L196 165H198V170L197 169H190V170H188V168L190 167V165L193 163ZM195 161H197V162H195ZM199 161V162H198ZM96 162V160H93V164ZM189 162V166L187 165V163ZM190 162H192L191 164H190ZM201 162H202V165H201ZM131 163V165L132 166H130L129 164ZM140 163H141V165H140ZM161 163V164H160ZM200 163V164H199ZM213 163V164H212ZM2 164V165H1ZM144 164L147 166V168H146V170L144 171V172H142V171H140L139 170V166L140 167H143L144 166ZM150 165H152V166H150ZM155 165H158V167H155ZM172 165V166H171ZM174 165V166H173ZM207 165V167H204V166H206ZM208 165H210V166H208ZM167 166V167H166ZM203 166V167H202ZM212 166V167H211ZM149 167V168H148ZM150 167H152V168H150ZM209 167H211V168H209ZM2 168V170L4 169V164H3V162H0V169ZM199 168H201V169H199ZM206 168V169H205ZM186 170H188V171H186ZM96 171L97 172H100L101 171V169H96ZM149 171V172H148ZM197 171V172H196ZM169 172V173H168ZM192 173V174H191ZM195 175H194V174ZM128 174H131V173H128ZM171 174V175H170ZM175 174H177V176L175 175ZM190 174V175H189ZM193 175V176H192ZM191 176V177H190ZM240 176V175H239ZM240 178V180H242V177H239ZM73 177L72 176H70V178H69V184L71 185V187H72V185L74 184V186L76 185L78 188V190L76 189V188H74V187H72V188H74V192H71L70 194H75L76 195V193H77V197H83V196H89V197H93V195H95V197L96 198H98V199H101L102 197H104V198H107V199H110V198H108L107 196H111L109 193L107 194V192L106 193H103L102 192V189L100 188V185L101 184H103V180L101 179V180H96V182H95V184L94 183H91L90 182V180H85L84 178H81V179H77L76 181L77 182H73ZM171 179H173L174 181H175V178H171ZM188 179V182H186V180ZM190 179V180H189ZM193 180V182H192V180ZM217 179V178H216ZM81 180V181H80ZM213 181H214V183H213ZM201 182H203V183H201ZM78 183H80V184H78ZM82 183V184H81ZM99 183V184H98ZM188 183V184H187ZM211 183V184H210ZM217 183V180H214V178L212 177V179H211V181H209L208 183H206V186H210V185H213V184H216ZM88 184V185H87ZM94 184V185H93ZM187 184V185H186ZM201 184H203V185H201ZM210 184V185H209ZM256 184V182L254 181L253 183H252V185H255ZM93 187H92V186ZM97 187H96V186ZM186 185V186H185ZM196 185H198V186H196ZM75 186V187H76ZM99 186V187H98ZM96 187V188H95ZM79 189H83V191H81V190H79ZM88 189H90V191L88 190ZM93 190V191H92ZM76 191V192H75ZM92 191V192H91ZM98 191V192H97ZM94 192V193H93ZM100 192V193H99ZM93 193V194H92ZM103 194H105V195H103ZM107 194V195H106ZM74 195V196H75ZM219 195H223V194H219ZM219 195H218V197H219ZM213 198H215V197H213ZM217 198V197H216ZM208 200L209 199V197L208 198H205L204 200ZM211 199V198H210ZM111 200V199H110ZM203 200V201H204ZM16 201V199L15 200H13V202L11 203V202H9V203H5V204H2L1 203V201H0V216L2 217V216H4L3 218V220L0 222V237H1V231L3 230V228H4V230H6L7 231V233L9 234V232H11V230H10V226L8 225V223H10V225H11V222H12V220L11 219H8L7 218V216H8V213L6 212V211H9L10 209H8L9 207V205L11 204H13L14 202ZM121 201H123L124 202V200H120V202ZM21 202L22 201H16V204H19V205H21ZM117 202V201H116ZM126 202V201H125ZM147 204V205H146ZM144 206L146 207V206H148V205H152L153 203H151V202H148V203H146ZM154 204H158L159 206L158 207H165L164 205H162V204H160V203H154ZM142 206V205H141ZM8 207V208H7ZM0 217V218H1ZM4 222H6V223H4ZM3 224V225H2ZM7 227H6V226ZM8 226H9V228H8ZM2 229V230H1ZM19 233V231H16L15 230V233L14 234H12V232H11V235L12 236H10L9 238H10V240L8 239V238H4V237H6V236H2L0 239H2V240H4V243H2V241H1V244H0V253H1V251H3V250H5V247H12V246H14V245H16L17 243H19V241H17V238L19 237V235H20V233ZM4 238V239H3ZM12 238V239H11ZM6 239V240H5ZM9 241V242H8ZM16 242V243H15ZM10 243V244H9ZM11 243H12V245H11ZM15 243V244H14ZM10 245V246H7V245ZM5 246V247H4ZM31 246V245H30ZM30 246H29V249H30ZM15 247V246H14ZM14 247H12V249L11 248H9L10 249V252H12V253H14V254H12L11 255V259H13L12 257L15 255V252H13V249H14ZM28 249V248H27ZM28 254V251L26 252V255ZM224 255H233L232 253H226V254H224ZM24 256V255H23ZM220 256H223V254L222 255H220ZM229 257V256H228ZM237 257V256H236ZM217 258H219V256L218 257H216V259ZM238 258V257H237ZM239 258H242V257H239ZM243 259V258H242ZM11 261V260H10ZM18 263H20V264H28V263H26L25 261H23V262H18Z\"/></svg>",
    "mask_w": 264,
    "mask_h": 264
},
{
    "label": "water",
    "instance_id": "water-1",
    "mask_svg": "<svg viewBox=\"0 0 264 264\" xmlns=\"http://www.w3.org/2000/svg\"><path fill=\"white\" fill-rule=\"evenodd\" d=\"M20 223L36 247L66 248L88 264H210L224 253L254 262L264 253V180L185 208L31 194Z\"/></svg>",
    "mask_w": 264,
    "mask_h": 264
}]
</instances>
